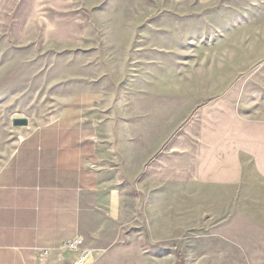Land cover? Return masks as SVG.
<instances>
[{
	"label": "rangeland",
	"instance_id": "1",
	"mask_svg": "<svg viewBox=\"0 0 264 264\" xmlns=\"http://www.w3.org/2000/svg\"><path fill=\"white\" fill-rule=\"evenodd\" d=\"M35 2L0 14V165L77 117L126 213L91 264H264V0ZM189 135L194 180H151Z\"/></svg>",
	"mask_w": 264,
	"mask_h": 264
},
{
	"label": "crops",
	"instance_id": "2",
	"mask_svg": "<svg viewBox=\"0 0 264 264\" xmlns=\"http://www.w3.org/2000/svg\"><path fill=\"white\" fill-rule=\"evenodd\" d=\"M32 1L0 0V14H32ZM195 158V140L184 136L150 179L192 181ZM108 181L93 126L63 116L27 131L0 165V264H55L57 248L76 236L105 252L118 245L126 213Z\"/></svg>",
	"mask_w": 264,
	"mask_h": 264
},
{
	"label": "built area",
	"instance_id": "3",
	"mask_svg": "<svg viewBox=\"0 0 264 264\" xmlns=\"http://www.w3.org/2000/svg\"><path fill=\"white\" fill-rule=\"evenodd\" d=\"M57 251L60 254L65 252L75 253L76 256L73 259V264H91L98 256L105 252V250L86 247L82 236L67 239L57 248ZM47 252L48 250L46 249L42 250V254H46Z\"/></svg>",
	"mask_w": 264,
	"mask_h": 264
},
{
	"label": "water",
	"instance_id": "4",
	"mask_svg": "<svg viewBox=\"0 0 264 264\" xmlns=\"http://www.w3.org/2000/svg\"><path fill=\"white\" fill-rule=\"evenodd\" d=\"M14 126H26L28 125V120L26 118H15L13 119Z\"/></svg>",
	"mask_w": 264,
	"mask_h": 264
}]
</instances>
